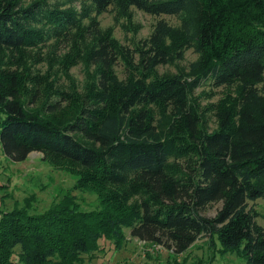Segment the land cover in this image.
<instances>
[{"label":"trees","instance_id":"16d2710c","mask_svg":"<svg viewBox=\"0 0 264 264\" xmlns=\"http://www.w3.org/2000/svg\"><path fill=\"white\" fill-rule=\"evenodd\" d=\"M24 1L0 0L1 151L13 161L40 151L75 176L72 188L95 192L99 207L81 209L66 191L40 212L28 211L32 194L0 210V264H76L102 237L119 246L123 227L164 238L174 252L215 235L219 252L264 264V225L246 203L264 198V0H88L95 14L112 4L178 16V26L157 19L134 48L100 29L95 14L82 25L74 9ZM72 26L78 37L58 62L67 78L69 64L84 62L80 91L69 79L54 83L50 63L40 73L21 57ZM189 47L197 56L186 70L158 74ZM205 80L227 89L201 107L192 93ZM218 200L213 215L201 213Z\"/></svg>","mask_w":264,"mask_h":264},{"label":"rangeland","instance_id":"374dc122","mask_svg":"<svg viewBox=\"0 0 264 264\" xmlns=\"http://www.w3.org/2000/svg\"><path fill=\"white\" fill-rule=\"evenodd\" d=\"M31 0H25L28 3ZM45 5L55 6L60 9L71 8L77 11L80 22L85 25L89 22L94 11L90 10L88 0H44ZM100 29L110 28V36L118 44L128 48H134L145 39L157 19H163L168 24L178 26L179 18L173 14H151L135 6L128 8V13L118 11L114 5L95 14ZM69 33L64 35L53 34L49 31V36L35 45L24 47L22 59L32 70L42 73L50 63V67L55 72L54 83L65 86L67 79L72 80L76 89L80 91L86 80V66L81 59L69 64L66 73L59 65V58L71 49V44L78 37V29L72 26ZM197 53L192 48L183 51L182 58L174 63H163L156 66L158 74L175 73L178 68L187 69V64L195 59ZM93 66L89 65L88 70ZM113 70L118 78L125 74L123 62L119 56L113 64ZM264 76V69H263ZM264 85V79H263ZM261 83V85H262ZM259 87L264 89L263 85ZM227 89L225 85L211 86L209 80H205L198 85L192 95L196 97L201 107L207 102H211L220 97ZM155 116L157 107L154 106ZM210 120L207 124L209 129L215 126V121L210 113ZM75 176L62 169L49 164L38 150L29 151L25 158L13 161L7 158L0 148V210H8L14 205H22L24 198L33 195L30 200L29 212H40L48 207L53 201L58 200L62 194L69 191L75 196L81 209H91L99 207V200L95 192L83 191L72 188ZM247 206L256 211L255 220L264 225V198L257 197L247 200ZM220 206V200L213 201L203 210L204 215H213ZM124 240L119 246H114L112 241L100 238L99 249L94 252V256L89 257L83 254L82 259L76 264H246L245 257L237 250H227L219 252V245L215 235H212L213 244L209 241L207 233L200 234L195 238L185 250L174 252L170 243L162 238L160 241L138 237L129 234V227H123ZM18 247H14V254Z\"/></svg>","mask_w":264,"mask_h":264}]
</instances>
